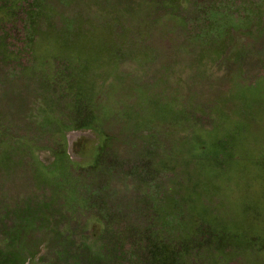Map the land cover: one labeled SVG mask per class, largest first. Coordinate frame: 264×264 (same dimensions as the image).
Masks as SVG:
<instances>
[{
    "label": "rangeland",
    "instance_id": "374dc122",
    "mask_svg": "<svg viewBox=\"0 0 264 264\" xmlns=\"http://www.w3.org/2000/svg\"><path fill=\"white\" fill-rule=\"evenodd\" d=\"M0 55V236L92 180L120 264H264V0H0Z\"/></svg>",
    "mask_w": 264,
    "mask_h": 264
},
{
    "label": "flooded vegetation",
    "instance_id": "af4514ba",
    "mask_svg": "<svg viewBox=\"0 0 264 264\" xmlns=\"http://www.w3.org/2000/svg\"><path fill=\"white\" fill-rule=\"evenodd\" d=\"M1 59L4 58L1 56ZM53 160L47 167L51 171H56L55 161L57 159L55 156ZM85 187L89 191V197H86L87 203L85 200L82 208L77 209L79 212L76 208L67 205V186L60 182H50L45 188L44 194H41L37 200L25 196L21 204L22 211L17 215V222L15 221V230L9 235L1 234L0 236V242H6L2 252L0 251L2 253L0 256H4V259H0L1 264H7V256L3 252L14 247H21L29 251L25 260L22 263L19 260L18 264H27V260L36 257V254H38L37 264H42V260L45 262L46 258H52L47 254L51 251H126V245L120 244L119 232L115 233V229H119L122 216L118 212H107L106 215L99 211L96 199L90 195L93 190L90 183H87ZM58 190L61 191L60 195H63L62 199L58 197ZM95 209H97L96 212L93 211ZM90 212L95 213L91 215ZM90 215L98 218L99 223L104 224L103 229L97 233L91 232L88 227ZM41 222L42 226H40ZM94 238L105 241L104 246L97 243L98 241H92ZM39 250H44V253L40 254ZM32 252L36 254H32ZM15 260L17 261L14 259L13 264H15ZM53 263L55 264V259Z\"/></svg>",
    "mask_w": 264,
    "mask_h": 264
},
{
    "label": "trees",
    "instance_id": "16d2710c",
    "mask_svg": "<svg viewBox=\"0 0 264 264\" xmlns=\"http://www.w3.org/2000/svg\"><path fill=\"white\" fill-rule=\"evenodd\" d=\"M92 189L97 188L99 186L100 181H89ZM122 219H120L121 221ZM42 226V222L40 224ZM104 240V239H103ZM92 241H98L97 243L105 244V241L98 240L94 238ZM181 247L183 246L180 244ZM186 246V245H185ZM183 248V247H182ZM134 249V248H133ZM131 249V250H133ZM149 256L153 263L156 264H167L170 262V259L173 256V251L168 249H161L158 248H151L149 249ZM121 252L126 251H106V250H99V251H85V252H61V251H51L47 254L51 255L52 258L48 259L44 262L42 260V264H54L53 260L55 259V264L58 263H66V264H120L121 263ZM3 254L7 256V264H12L13 259L20 260L22 263L26 256L29 254V251L21 248V247H14L12 249L8 248L7 251H4ZM1 255V252H0ZM0 259H4V256H0ZM51 261V262H48Z\"/></svg>",
    "mask_w": 264,
    "mask_h": 264
}]
</instances>
